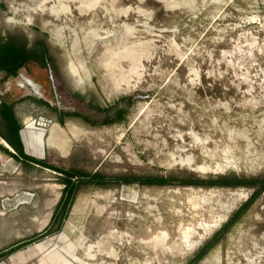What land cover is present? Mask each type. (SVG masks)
I'll return each mask as SVG.
<instances>
[{
	"label": "rangeland",
	"instance_id": "1",
	"mask_svg": "<svg viewBox=\"0 0 264 264\" xmlns=\"http://www.w3.org/2000/svg\"><path fill=\"white\" fill-rule=\"evenodd\" d=\"M10 38L43 42L57 69L0 72V105L45 131L28 155L108 178L264 179V0H0ZM62 179L0 151V264H188L258 189L83 182L46 233ZM198 264H264V193Z\"/></svg>",
	"mask_w": 264,
	"mask_h": 264
},
{
	"label": "trees",
	"instance_id": "2",
	"mask_svg": "<svg viewBox=\"0 0 264 264\" xmlns=\"http://www.w3.org/2000/svg\"><path fill=\"white\" fill-rule=\"evenodd\" d=\"M40 47L35 50H30L25 44L16 42L14 39H0V72L6 74V78L17 77L22 68H24L31 61L41 63L44 67L54 66V59L49 55L46 45L41 42ZM56 69V68H55ZM57 70V69H56ZM129 101L132 103V98H124L122 101ZM49 105L48 103H46ZM127 113L126 108H118L113 119L107 118L100 125H110L120 122L125 119ZM60 123L62 124L65 117L81 116L79 113H62L60 112ZM0 117L4 123V131L0 129V140H4L12 148L3 146L0 143V151L17 161H25L27 164L39 165L53 171L58 172L64 185L63 193L56 207L51 225L46 233H53L59 231L63 225V221L74 201L78 184L87 182L95 186H106L110 184H133L140 183L142 185H182V186H196V187H251L258 189L254 192L251 198L243 204L229 220L219 229L213 238L206 243L199 253L188 264H198L231 230V228L242 218V216L250 209L253 203L264 193V179L251 178L244 179L233 175L218 176L209 178H200L197 176H188L185 178H178L176 176L167 177H126V178H108L100 174L76 172L65 168L57 167L47 163L45 160H40L28 155L21 139V124L18 121L14 106L6 102L0 105ZM87 123L96 126L99 123L92 122L88 118L83 117ZM55 227V228H54ZM15 250V249H13ZM12 250V251H13Z\"/></svg>",
	"mask_w": 264,
	"mask_h": 264
},
{
	"label": "crops",
	"instance_id": "3",
	"mask_svg": "<svg viewBox=\"0 0 264 264\" xmlns=\"http://www.w3.org/2000/svg\"><path fill=\"white\" fill-rule=\"evenodd\" d=\"M26 85L28 87H30L28 81H26ZM30 119L31 118H27L26 121H25V124ZM55 128L58 130V132L61 129L60 125H57ZM20 133H21V139H22V142H23V145H24V148H25V152L27 154L30 153V154L38 155L39 157H43L44 154H45L46 145H47L46 141L44 139L45 134H42L40 132H34L31 129H29V127H27V126L24 129H21ZM3 141L4 140H2V142ZM4 142L7 143L6 141H4ZM10 149L12 150L11 147H10Z\"/></svg>",
	"mask_w": 264,
	"mask_h": 264
},
{
	"label": "bare ground",
	"instance_id": "4",
	"mask_svg": "<svg viewBox=\"0 0 264 264\" xmlns=\"http://www.w3.org/2000/svg\"><path fill=\"white\" fill-rule=\"evenodd\" d=\"M73 73H74V75H77V72H76L75 70L73 71ZM32 124L35 125L36 122H34L33 119H30V122H29V123L27 122V123H26V126H27V127H31ZM42 126H45V124H43ZM35 128H36V130L42 132V134H45V131H42L40 128H37V126H35ZM3 142H4V141H3ZM4 144L10 148V146L8 145V143H5V142H4Z\"/></svg>",
	"mask_w": 264,
	"mask_h": 264
},
{
	"label": "flooded vegetation",
	"instance_id": "5",
	"mask_svg": "<svg viewBox=\"0 0 264 264\" xmlns=\"http://www.w3.org/2000/svg\"><path fill=\"white\" fill-rule=\"evenodd\" d=\"M28 83L30 85V88H33L34 91H37L38 90L37 87L34 85L33 82L28 81Z\"/></svg>",
	"mask_w": 264,
	"mask_h": 264
},
{
	"label": "water",
	"instance_id": "6",
	"mask_svg": "<svg viewBox=\"0 0 264 264\" xmlns=\"http://www.w3.org/2000/svg\"><path fill=\"white\" fill-rule=\"evenodd\" d=\"M5 145V144H4ZM6 146V145H5ZM7 147V146H6ZM8 148V147H7ZM10 149V148H9ZM11 150V149H10ZM11 151H13V150H11Z\"/></svg>",
	"mask_w": 264,
	"mask_h": 264
}]
</instances>
